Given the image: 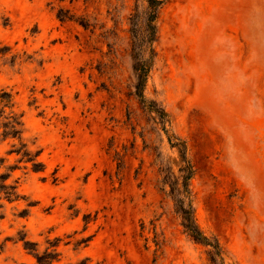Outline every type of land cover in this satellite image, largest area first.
<instances>
[{"label":"rangeland","instance_id":"374dc122","mask_svg":"<svg viewBox=\"0 0 264 264\" xmlns=\"http://www.w3.org/2000/svg\"><path fill=\"white\" fill-rule=\"evenodd\" d=\"M134 5L0 0V93L44 164L11 173L20 199L0 202V264L35 263L22 237L40 253L59 239L53 264H208L162 188L179 154L133 93ZM155 50L144 94L186 144L199 228L226 264H264V0H169ZM14 143L0 140L4 166Z\"/></svg>","mask_w":264,"mask_h":264},{"label":"trees","instance_id":"16d2710c","mask_svg":"<svg viewBox=\"0 0 264 264\" xmlns=\"http://www.w3.org/2000/svg\"><path fill=\"white\" fill-rule=\"evenodd\" d=\"M135 5L128 18L130 34V57L132 70L135 78L133 85L134 96L142 104L143 108L155 116L167 135L168 144L176 149L180 157V167L175 175L169 169L162 170V188H168V195L174 202L175 213L181 220V226L186 235L195 243L207 248L208 264H226L223 250L218 241L208 237L199 228L193 206V196L190 188L195 170L188 157L187 147L184 141L174 135H169L166 124L169 116L165 109L155 101H149L145 97V86L156 59L155 43L158 37V21L160 12L169 0H134ZM57 18L60 21H74L84 29L92 28V25L83 17L75 18L68 11L59 9ZM23 122L22 115L15 111L13 96L10 92L0 93V140H12L16 143L11 145L8 155L17 156L14 165L4 166L5 158H0V202H15L20 199L17 192V182L10 183L11 173L28 165L30 169L39 173L44 170V164L39 161L40 151H31L22 139ZM4 169L1 172V169ZM2 206V205H1ZM0 206V207H1ZM86 221V220H85ZM87 222V221H86ZM24 250L35 259L34 264H53L58 261L59 252L57 246L59 239L49 242L51 250L46 249L40 253L37 244L21 238ZM76 264H90L88 259L81 260Z\"/></svg>","mask_w":264,"mask_h":264}]
</instances>
